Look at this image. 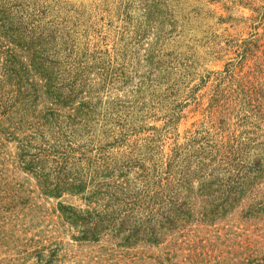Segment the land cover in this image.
I'll list each match as a JSON object with an SVG mask.
<instances>
[{
    "label": "rangeland",
    "instance_id": "1",
    "mask_svg": "<svg viewBox=\"0 0 264 264\" xmlns=\"http://www.w3.org/2000/svg\"><path fill=\"white\" fill-rule=\"evenodd\" d=\"M9 49L19 57L11 68ZM29 52L47 62L63 108L28 91L33 75L22 91L6 77L31 66ZM52 104L62 119L50 137L42 118ZM8 108L19 129L16 141L0 136V264L264 260V218L254 213L264 193H236L242 168L264 160V0H0V115ZM40 152L35 178L25 158ZM56 178L85 189L51 197ZM210 185L211 196L200 194ZM158 186L182 193L170 196L186 215L152 243L145 216ZM231 194L239 202L220 211ZM61 207L98 214L93 224L106 231L81 241L87 228ZM134 222L141 232L127 246Z\"/></svg>",
    "mask_w": 264,
    "mask_h": 264
},
{
    "label": "trees",
    "instance_id": "2",
    "mask_svg": "<svg viewBox=\"0 0 264 264\" xmlns=\"http://www.w3.org/2000/svg\"><path fill=\"white\" fill-rule=\"evenodd\" d=\"M23 41H16L14 44V47L16 49L17 46H21ZM16 53V56H15ZM28 57H32V64L29 68L25 67L22 71H15V70H10L7 69L6 70V77L9 78L10 81H14L16 84L15 86H18L19 91L24 90L22 83H23V78L24 77H28V76H32L33 78H31L32 80H30V85H29V90L30 92H46L47 94L51 95L52 97L49 98H55L56 99V104L55 106H58L59 108H63L59 105V101L63 99V96H61L62 94H57L55 92H59L57 89L53 88V75L52 72L50 71V69H48L47 67V62L43 61L40 59V57H42L41 54L34 53L32 54L31 52H29ZM19 59L18 57V53L15 52L14 50H8L7 52V56H6V64L7 67H12L14 65V61L16 59ZM15 59V60H14ZM12 65V66H11ZM6 67V68H7ZM8 82V80H7ZM52 93V94H51ZM56 95V96H55ZM37 97V96H36ZM31 99V97H30ZM66 101V100H65ZM67 104H70L69 102L66 101ZM54 104L51 105L50 108H47L45 112H43V120H46V123L43 125L44 129H43V134H47L48 136L51 137V132L52 135L55 133V128L57 126V120L62 119V114L57 113ZM82 106V105H81ZM66 108H69V106H66ZM81 109L83 110V106L81 107ZM74 111V110H73ZM16 113L13 112V110L11 108H8V110H6L5 112H3L0 115V136H1V141L2 143L5 142V139H9V140H14L16 141V139L18 138V134L16 133L17 130L19 129V125L18 124H13L12 123V117L13 115H15ZM75 120L72 121V126L76 125V119L77 117L74 116ZM54 120H56V122H54ZM66 120H70L69 117L66 116ZM26 152V151H25ZM43 153L44 152H40L37 154L36 158H30L28 159L27 156L25 158V160H29L30 162L26 163V165L28 164L30 167H28L26 169V172H29L28 174H33L35 176V178H39V174H36V171H40L39 169L41 168V164L43 163ZM262 158H260V160L257 161V164L253 167L252 170L250 169H245L242 168L243 170H248L247 175H245L244 177H241L239 180L243 181L242 184L239 185V189L237 190L236 193H238L239 195H242L243 197L249 193L252 192L255 197L258 199L264 192H262L263 189V183H264V160H261ZM33 169V170H31ZM28 170V171H27ZM33 171V172H31ZM1 175L0 174V179H1ZM250 175V179L248 180L247 176ZM71 179V180H70ZM57 184L53 185L50 184L49 182L47 183L48 186V193H50L51 197H59L64 191H68L69 193H76V194H80L84 191L85 189V183L86 181L84 180H80V178L78 179H73V178H67V180H65V184L62 183V181H60L59 178L55 179ZM67 181V182H66ZM68 183V184H66ZM1 186V184H0ZM68 187V188H67ZM161 186H158L157 188H159L160 190L162 189V191L159 194L160 199L158 198L157 200H153L150 204L152 206V210H148V212L146 213V216H151L152 220L149 221L146 224V229L144 231V234L147 236H150V241L152 243H158V239H157V234H161L164 231H169L171 230V228L175 229L178 224L180 223V221L185 220L184 216L186 215L185 210L183 209V205H185L184 203H182L183 205H178L175 203L173 196L174 193L176 194V198L177 201L178 200V196L180 197L182 193H179L178 191H176L175 187H173L172 189H170L171 187H167V188H160ZM210 187L211 189H213L212 185H210L209 187L205 188L202 187L200 191V194H204L205 196H211L210 192ZM73 189H76L75 191H72ZM158 192V193H159ZM156 193V194H158ZM190 194H192V196L194 195V192H190L187 191L186 195H185V200L189 201L188 198H190ZM237 194V195H238ZM233 194H231L230 199H228V201H225V204L222 205L220 207V211H228L231 210L232 208H234V206L239 202L238 199L233 198L232 197ZM191 196V197H192ZM200 196V195H199ZM198 195H196V198L199 197ZM202 196V195H201ZM188 197V198H187ZM254 197V198H255ZM255 198V199H256ZM262 198H264L262 196ZM164 200V202H163ZM205 202V201H204ZM262 203H258L256 210L254 211L255 214L257 215H262V217L264 218V200L261 201ZM167 206V208L163 207L162 209H160L158 206ZM169 206V207H168ZM217 210V211H219ZM61 213L64 219H66L69 224L73 227L76 228H87V232H85L81 238V241H92V242H96L98 241V239L100 238V236L106 231L105 227H106V223L102 220L99 221L96 226H94L95 224H93V219H96L99 217L98 214H90L89 212H86L85 214H83L82 216H80L78 214V212H76L75 209L73 208H69V207H61ZM154 211V212H153ZM113 221L115 220L114 217H112ZM156 220V221H155ZM154 222H156L154 224ZM186 222V221H184ZM154 224V225H153ZM148 225V226H147ZM94 226L93 229H91V227ZM120 229L119 232H126V229L128 227L127 223H121L120 225ZM134 227L133 229H130V234L127 235V237L125 238V245L127 246H133L136 242H137V237L141 232V228L139 227L135 222H134ZM159 230H158V229ZM55 260H52L51 262H49V264H54ZM248 264H251V262H248ZM258 264H264V260L261 259V261L258 262Z\"/></svg>",
    "mask_w": 264,
    "mask_h": 264
}]
</instances>
